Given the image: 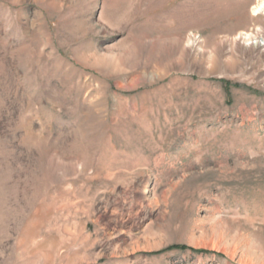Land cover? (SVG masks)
<instances>
[{
  "label": "rangeland",
  "instance_id": "1",
  "mask_svg": "<svg viewBox=\"0 0 264 264\" xmlns=\"http://www.w3.org/2000/svg\"><path fill=\"white\" fill-rule=\"evenodd\" d=\"M259 1L0 0V264H264Z\"/></svg>",
  "mask_w": 264,
  "mask_h": 264
},
{
  "label": "bare ground",
  "instance_id": "2",
  "mask_svg": "<svg viewBox=\"0 0 264 264\" xmlns=\"http://www.w3.org/2000/svg\"><path fill=\"white\" fill-rule=\"evenodd\" d=\"M253 12L254 15L264 13V0L259 1V3L255 6ZM231 44L233 46L240 45L245 48H264V37L260 30L257 34L241 33L232 40ZM188 46L192 51H200V48L198 47L196 41H190L188 43Z\"/></svg>",
  "mask_w": 264,
  "mask_h": 264
},
{
  "label": "trees",
  "instance_id": "3",
  "mask_svg": "<svg viewBox=\"0 0 264 264\" xmlns=\"http://www.w3.org/2000/svg\"><path fill=\"white\" fill-rule=\"evenodd\" d=\"M173 248H179V249H182V250L187 249L186 247H173Z\"/></svg>",
  "mask_w": 264,
  "mask_h": 264
}]
</instances>
